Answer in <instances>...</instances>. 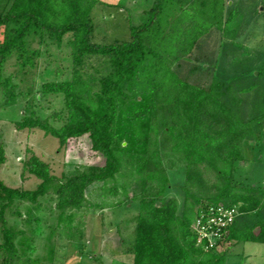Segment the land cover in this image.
I'll list each match as a JSON object with an SVG mask.
<instances>
[{
    "label": "trees",
    "instance_id": "1",
    "mask_svg": "<svg viewBox=\"0 0 264 264\" xmlns=\"http://www.w3.org/2000/svg\"><path fill=\"white\" fill-rule=\"evenodd\" d=\"M96 1L13 0L0 14V62L14 55L21 69L33 66L37 54L28 37L47 35L60 45L65 34H72L71 77L40 85L43 95H62L61 124L52 125L31 108L15 128H38L60 147L86 134L104 160L57 179L32 153L23 169L40 180L34 189L9 187L0 180V250L6 254L1 264H9L16 252L17 231L7 224L5 211L15 200L36 202L53 180L58 182L56 207L60 214L70 211L67 216L85 205L84 190L94 182L103 183V194L104 184L116 176L126 175L135 184L138 212L127 250L131 264H227L224 251L203 249L191 229L205 204L236 207L224 241L264 243V186L236 181L234 175L236 164L246 158L243 142L258 139L252 123L264 129V51L255 58H239L232 51V68L207 71L203 83L172 68L210 30L226 34L238 13L225 8L224 0H154L146 20L129 27L128 40L98 44L92 41L90 14ZM91 56L108 63L96 90L93 78H84L80 70ZM13 86L9 77H0L9 99ZM4 160L0 146V163ZM174 163L181 164L183 174L177 184L180 205L175 196H167L174 187L168 178ZM116 190L110 188L108 195Z\"/></svg>",
    "mask_w": 264,
    "mask_h": 264
},
{
    "label": "rangeland",
    "instance_id": "2",
    "mask_svg": "<svg viewBox=\"0 0 264 264\" xmlns=\"http://www.w3.org/2000/svg\"><path fill=\"white\" fill-rule=\"evenodd\" d=\"M12 1L0 0V14ZM153 2L97 0L90 13L94 26L92 41L108 44L128 40L129 27L146 20ZM224 5L238 13L227 26L229 31L224 34L223 30H210L201 39V45L172 65L179 76L203 83L207 71L214 73L218 66L232 68V51L239 58L254 57L257 51H264V0H224ZM71 38L72 34L67 33L57 45L47 35L41 39L32 35L28 37V44L37 52L33 66L21 69L14 55L0 62V77H9L14 85L12 99L0 87V146L5 156L0 163V180L6 186L30 190L37 186L40 180L23 169L24 160L32 153L49 165L50 173L57 179L76 168L104 163L103 157L91 149L86 134L71 138L60 147L55 137L45 135L38 128H15V122L31 108L52 125L61 124L57 116L64 113L62 95H43L40 85L71 77ZM223 44L226 45L223 47ZM224 51L229 55L223 62ZM105 61L104 57L91 56L80 67L84 78H93L94 90L98 79L108 71ZM194 66L197 69L189 75ZM252 126L258 139L243 142L246 158L236 164L234 175L236 181L264 186V129L259 128L257 121ZM168 178L174 187L168 188L167 196H175L180 205L182 192L177 186L183 179L180 163L168 168ZM57 183V180L51 181L36 202L15 200L5 211L7 224L17 231L16 252L11 255L9 264H131L132 254L127 250L134 241L138 212V201L133 198L135 184L128 182L126 175L116 176L104 184L106 192L103 194V183L94 182L84 190L85 205L67 216L70 211L60 214L56 207ZM114 186L117 193L108 195V190ZM219 244L221 249L217 250L225 252L227 264H264V243L225 240ZM5 256L0 250V264Z\"/></svg>",
    "mask_w": 264,
    "mask_h": 264
},
{
    "label": "built area",
    "instance_id": "3",
    "mask_svg": "<svg viewBox=\"0 0 264 264\" xmlns=\"http://www.w3.org/2000/svg\"><path fill=\"white\" fill-rule=\"evenodd\" d=\"M205 206L199 209L191 229L197 235V243H200L203 249H219V243H223L226 229L237 213V209L234 206L225 207L220 203L216 206L212 204H205ZM202 241L204 243H201Z\"/></svg>",
    "mask_w": 264,
    "mask_h": 264
}]
</instances>
